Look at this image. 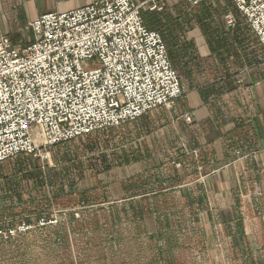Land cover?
Here are the masks:
<instances>
[{"label": "rangeland", "instance_id": "374dc122", "mask_svg": "<svg viewBox=\"0 0 264 264\" xmlns=\"http://www.w3.org/2000/svg\"><path fill=\"white\" fill-rule=\"evenodd\" d=\"M185 7L179 15L186 18L176 24L173 46L166 42L170 37L165 31L157 29L178 65L188 48V33L210 49L238 47L237 31L250 33L227 0ZM227 13L236 22L231 30L224 25ZM27 35L18 42H29L28 30ZM182 88L179 101L191 90ZM162 111L175 118L176 105L54 147L46 165L24 156L0 164V212L11 224L58 217L55 227L0 239V264H264V247H251L238 223L233 229L204 224L198 213L211 207L208 200L180 197L188 176L202 180L208 169L198 159V168L176 159L171 124L165 136L160 122L142 127ZM164 140L171 148L165 155ZM147 144L153 146L149 153L144 150Z\"/></svg>", "mask_w": 264, "mask_h": 264}, {"label": "built area", "instance_id": "2783aa9c", "mask_svg": "<svg viewBox=\"0 0 264 264\" xmlns=\"http://www.w3.org/2000/svg\"><path fill=\"white\" fill-rule=\"evenodd\" d=\"M206 0H183L196 8ZM254 37L264 64V0H227ZM132 0H96L63 13H46L27 25L31 40L0 38V164L24 156L46 165L50 150L116 129L183 95L161 35ZM149 11L163 10L152 0ZM227 13L224 25L235 27ZM193 113L181 119L191 124ZM58 224L56 215L35 223L0 224L9 240Z\"/></svg>", "mask_w": 264, "mask_h": 264}, {"label": "crops", "instance_id": "0c3cea01", "mask_svg": "<svg viewBox=\"0 0 264 264\" xmlns=\"http://www.w3.org/2000/svg\"><path fill=\"white\" fill-rule=\"evenodd\" d=\"M93 1L96 0H0V38L7 37L13 45L24 46L25 42L18 41L29 38L27 25L38 16L68 12ZM132 1L144 4L141 15H156L158 29L176 41V24L186 18L179 15L186 8L183 0H157L163 7L161 12L148 10L152 0ZM249 34L237 31L241 44L231 50L228 46L204 48L203 39H194L188 33V48L177 69L181 85L191 90L176 102L175 118L157 112L152 119L143 121L142 127L151 128L160 122L165 136L171 124V151L176 159L194 168H198L199 161L208 169L202 180L188 176V185L178 191L183 199L199 195L208 200L211 207L198 213L199 221L231 229L238 223L246 242L260 248L264 247V64L257 42ZM247 48L256 54L248 56ZM186 112L194 115L191 124L181 119ZM166 142L163 155L171 149ZM145 146L146 152L153 150L151 144ZM11 222L0 212V224L8 226Z\"/></svg>", "mask_w": 264, "mask_h": 264}, {"label": "trees", "instance_id": "16d2710c", "mask_svg": "<svg viewBox=\"0 0 264 264\" xmlns=\"http://www.w3.org/2000/svg\"><path fill=\"white\" fill-rule=\"evenodd\" d=\"M142 19H143V22H144V24L146 25V27L148 29L153 30V31H156V32H159V34L162 36L161 32L160 31H157L158 26H159L158 25L159 18L156 15H154V14L145 15V13H144V14H142ZM166 42L169 43L171 46H173V43H172L173 41L171 40V38H167L166 39ZM27 43L28 42H26V44ZM238 44H241V41ZM184 53H186V50H184V52L182 54H184ZM168 56L170 57V60L173 63L174 67L178 68L179 67V65H178V63H179L178 62V57L177 56H173L171 47L168 50ZM179 59H180V57H179Z\"/></svg>", "mask_w": 264, "mask_h": 264}]
</instances>
